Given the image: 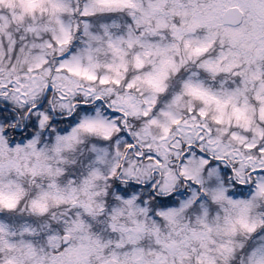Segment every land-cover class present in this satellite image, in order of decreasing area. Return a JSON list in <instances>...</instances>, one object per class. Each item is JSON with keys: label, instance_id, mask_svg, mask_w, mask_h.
<instances>
[{"label": "snow or ice", "instance_id": "snow-or-ice-1", "mask_svg": "<svg viewBox=\"0 0 264 264\" xmlns=\"http://www.w3.org/2000/svg\"><path fill=\"white\" fill-rule=\"evenodd\" d=\"M0 264H264V0H0Z\"/></svg>", "mask_w": 264, "mask_h": 264}]
</instances>
